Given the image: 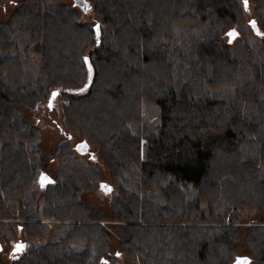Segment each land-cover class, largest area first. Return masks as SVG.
I'll return each instance as SVG.
<instances>
[{"label":"trees","instance_id":"trees-1","mask_svg":"<svg viewBox=\"0 0 264 264\" xmlns=\"http://www.w3.org/2000/svg\"><path fill=\"white\" fill-rule=\"evenodd\" d=\"M87 1L84 10L19 0L0 20V217L9 218L0 236L24 242L0 264H228L239 256L264 264V224L246 227L248 254L236 255L238 225L200 223L201 203L212 215L264 208V51L240 43L239 52L219 37L250 18L264 33V12L245 16L244 0ZM253 2L264 11V0ZM76 6L94 21H80ZM81 85L85 93L65 92ZM54 89L66 93L63 127L98 148L113 182L108 213L80 196L79 187L103 176L99 166L46 171L53 182H38L52 153L37 150L26 111ZM147 103L159 107L157 128L133 131ZM134 168L139 185L161 199L121 184ZM102 220L118 221L109 225L115 249Z\"/></svg>","mask_w":264,"mask_h":264},{"label":"rangeland","instance_id":"rangeland-1","mask_svg":"<svg viewBox=\"0 0 264 264\" xmlns=\"http://www.w3.org/2000/svg\"><path fill=\"white\" fill-rule=\"evenodd\" d=\"M19 0H1L0 1V20H5L10 12L14 9V7L18 4ZM60 2L72 3V0H57ZM77 7V6H76ZM79 12V19L82 22H90L94 21V13L91 10H81L77 7ZM246 15H254L256 12H264L257 11L256 5L253 0H248ZM247 20L249 17L246 18ZM262 30V28L260 26ZM222 32L219 33L220 39L223 41V45L231 46L232 48L242 52L241 44L246 43L249 44V47L252 46L258 47L260 45L261 50L264 51V33L262 32L263 37H257L252 32V28L248 24V21H240L236 22L233 25H226ZM229 33H235L234 35H229ZM263 40V41H261ZM262 42V43H259ZM241 43V44H240ZM254 46V47H253ZM263 46V48L261 47ZM242 55V53H241ZM65 92L73 93V94H82L86 92V88L84 86H79V88L66 89ZM50 93L46 96V98L39 103L37 109H29L26 111V120L33 126H36L39 131V139L37 141L38 148L42 151H46L48 153H52L51 157H47L43 159L44 165L40 170L44 171H58L66 174V171H69V167L81 168L82 170L85 168L88 171V167L91 164L94 167L99 166L104 171L102 177H94L92 183L88 187H79L80 196L83 202L89 205L90 208H99L104 212H110L111 203L114 200V192L115 188L113 182L109 179V175L107 169L105 168L102 160L99 157L98 148L90 143L84 134L80 132H70L63 127L62 123V107L61 102L66 99V93L57 94L52 100V107L48 106V98ZM145 109V116L142 121L130 122L129 126L133 131L136 132H144L148 130H155L157 128V124L159 122V107L155 103H147ZM71 133L70 138L67 137V134ZM67 139L68 143V153L64 152V147H62L63 140ZM86 140L87 143L83 142V144L77 145L79 142ZM61 143V147H60ZM56 154L53 155V152ZM54 152V153H55ZM58 153H62V155H58ZM92 158L93 163L88 162V160ZM84 169V170H85ZM77 170V169H76ZM77 172H80L78 170ZM39 174V173H38ZM38 179V175H37ZM121 184L130 190H134L140 195H145L154 199H161L157 189L155 190H147L142 188L139 185V170L138 168H134L133 171L126 172L124 175L119 178ZM169 180V178H168ZM101 181H105L112 186V188H107L106 185H100ZM167 182V181H165ZM104 186V187H102ZM182 188L187 194V197L195 198L196 192L191 184L183 183L181 184ZM14 202V201H13ZM203 206L205 221L200 223H225V224H236L240 227V237H239V249H237L236 255L248 254L247 243L243 239L244 231L247 226L255 225V224H264V208L261 211H258L255 207H241L235 210H223L220 211L219 214H209V209L205 205V203H201ZM9 220L8 217H0V220L3 219ZM260 220L263 222H260ZM118 221L113 220H102V224L106 230L111 235V243L114 246V249L117 248V235L114 233L112 229L109 228V225H113ZM18 239H13L12 241H7L3 237L0 236V243L2 245V249L0 251V259L4 262H9L14 256L11 252V248L13 247V242ZM247 244V245H246ZM254 258L249 259V264L253 263ZM232 259L228 264H237L233 262Z\"/></svg>","mask_w":264,"mask_h":264},{"label":"water","instance_id":"water-1","mask_svg":"<svg viewBox=\"0 0 264 264\" xmlns=\"http://www.w3.org/2000/svg\"><path fill=\"white\" fill-rule=\"evenodd\" d=\"M72 1H73L74 5H77L84 10L89 8V3L87 0H72ZM244 4H245V0H244ZM253 22H254V24H253ZM248 23H249L250 27L252 28V30L255 34H258V35L262 34V32L259 30V27H258L256 21L253 18H250ZM94 29L96 31V35L98 36L99 35L98 23H95ZM85 58H87V57L85 56ZM86 62H87V65L89 66L88 60ZM53 93H56V95H57L59 93V89H54L51 91L49 98H48V103H47L49 107H52V100L54 98ZM50 102H51V106H50ZM80 144H83V141L79 142L77 145H80ZM38 182L40 185L51 183V182H53V178L46 171L42 170L38 174ZM104 184L106 185L107 188H110V185H108L106 182L100 183V185H104ZM17 245H23V247H24V242L21 240L15 241L13 244V247L11 249V251L13 253H17V252H20L22 250V249L17 250V247H16ZM1 249H2V245L0 243V251H1ZM238 258H242V257H240V256L237 257L236 261L238 260ZM246 258H247V260H249L248 257H246Z\"/></svg>","mask_w":264,"mask_h":264},{"label":"snow or ice","instance_id":"snow-or-ice-1","mask_svg":"<svg viewBox=\"0 0 264 264\" xmlns=\"http://www.w3.org/2000/svg\"><path fill=\"white\" fill-rule=\"evenodd\" d=\"M245 7H247V0H245ZM254 24V22H253ZM235 33H229V35H234ZM85 60L87 61V58H85ZM89 71H91V69H89ZM56 96V93H53V97ZM50 106H51V102H50ZM104 187V186H102ZM17 250H20L23 248V245H17ZM117 255H119V253H117ZM106 264V262H105ZM237 264H249V261L247 260V258H238L237 260Z\"/></svg>","mask_w":264,"mask_h":264},{"label":"flooded vegetation","instance_id":"flooded-vegetation-1","mask_svg":"<svg viewBox=\"0 0 264 264\" xmlns=\"http://www.w3.org/2000/svg\"><path fill=\"white\" fill-rule=\"evenodd\" d=\"M13 244H14V242H13ZM12 244V245H13ZM12 249V248H11ZM23 251V248H22V250L20 251V252H17V253H13L12 251L10 252V253H13V255H18L19 253H21Z\"/></svg>","mask_w":264,"mask_h":264}]
</instances>
